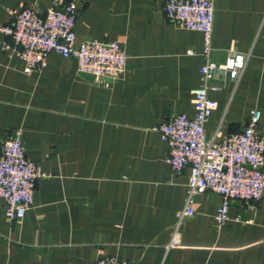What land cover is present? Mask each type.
<instances>
[{
  "label": "crops",
  "instance_id": "0c3cea01",
  "mask_svg": "<svg viewBox=\"0 0 264 264\" xmlns=\"http://www.w3.org/2000/svg\"><path fill=\"white\" fill-rule=\"evenodd\" d=\"M73 1L76 42H119L126 71L99 84L51 53L40 72L25 74L0 34V147L20 130L26 158L45 174L20 221H9L0 199V264H264V201H230L218 228L221 197L210 191L195 197L180 246L165 251L189 171L172 173L154 129L174 115L193 117L202 35L169 23L165 0ZM52 2L0 0V26L23 7L43 15ZM238 56L246 62L237 82L215 75L208 140L242 131L253 110L264 135V0H214L210 61Z\"/></svg>",
  "mask_w": 264,
  "mask_h": 264
},
{
  "label": "built area",
  "instance_id": "2783aa9c",
  "mask_svg": "<svg viewBox=\"0 0 264 264\" xmlns=\"http://www.w3.org/2000/svg\"><path fill=\"white\" fill-rule=\"evenodd\" d=\"M214 0H165L166 20L184 30L202 35L200 84L192 92L193 117L178 114L160 121L154 131L165 143L167 163L179 175L188 169L186 201L175 216L173 234L165 251L180 246L181 225L194 216V199L204 191L221 197L214 215L218 228L228 220L232 200L254 207L264 201V135L257 132L260 112L253 110L240 132L208 140L205 126L217 107L209 93L217 92L216 73L237 82L245 66L243 57H229L224 64L210 61ZM11 25L0 26L2 49L24 62L23 72H40L49 54L56 53L76 62L79 73L103 84L118 79L126 71V55L119 42L82 41L77 43L78 13L73 0H53L43 15L31 7L12 12ZM21 131H15L0 147V199L11 222L20 221L33 206L36 181L45 178L40 167L25 156ZM95 264H131L118 257H104Z\"/></svg>",
  "mask_w": 264,
  "mask_h": 264
},
{
  "label": "water",
  "instance_id": "95a60500",
  "mask_svg": "<svg viewBox=\"0 0 264 264\" xmlns=\"http://www.w3.org/2000/svg\"><path fill=\"white\" fill-rule=\"evenodd\" d=\"M80 75L86 79H89V80H94V77L91 76V75H88V74H84V73H80Z\"/></svg>",
  "mask_w": 264,
  "mask_h": 264
}]
</instances>
